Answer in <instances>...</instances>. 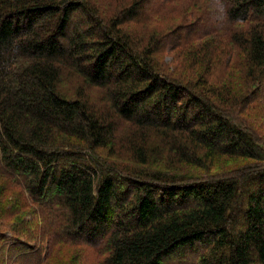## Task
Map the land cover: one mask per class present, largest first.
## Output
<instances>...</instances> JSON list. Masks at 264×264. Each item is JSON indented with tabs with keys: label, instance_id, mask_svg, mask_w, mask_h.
Returning a JSON list of instances; mask_svg holds the SVG:
<instances>
[{
	"label": "trees",
	"instance_id": "1",
	"mask_svg": "<svg viewBox=\"0 0 264 264\" xmlns=\"http://www.w3.org/2000/svg\"><path fill=\"white\" fill-rule=\"evenodd\" d=\"M146 1L105 17L91 0H0V214L13 251L0 264H56L83 242L103 264H264V136L251 115L264 0H209L253 91L217 40L161 66L165 37L126 28ZM65 73L105 90L103 104L66 95Z\"/></svg>",
	"mask_w": 264,
	"mask_h": 264
},
{
	"label": "rangeland",
	"instance_id": "2",
	"mask_svg": "<svg viewBox=\"0 0 264 264\" xmlns=\"http://www.w3.org/2000/svg\"><path fill=\"white\" fill-rule=\"evenodd\" d=\"M207 1L209 0H147L144 4H142L141 13L136 18L133 17L132 22L129 26L127 25L126 28L134 36L141 35V37L145 40H148L149 36H154L160 39H162L161 37H165L164 42L162 41L163 47L160 50V63L161 66L164 65L166 68L181 66L177 59L178 57L181 59L186 56L188 50H190L186 47L189 43L199 44L217 40V44H221L222 46V51L226 48L225 52L221 54L223 65H227L231 56H234L235 65L233 64V60L232 63H230L233 65V68L237 69L233 73L234 80L241 83L242 86L249 87V89H252L253 91L256 85L251 84V87L249 82L250 79L245 80L244 77L249 71L240 66V64L245 62L242 59V52L235 49L231 53L230 31L232 27L226 22L227 19L225 18V14L221 12L222 10H219L218 6L214 5V3H211L210 1V4H208ZM91 2L94 6H97L103 14H105V17H114L115 15H122L125 9H129L133 5L134 0H91ZM190 27L192 28L191 31L194 32L188 35V33H191L189 30ZM180 33L181 35L179 36L181 37L178 38V34ZM198 39L201 40L196 41ZM216 54L218 55L219 53ZM188 56H190V54ZM184 63H187V65H184L186 68L195 67V64L186 62V60ZM223 72L224 70H220L219 74L221 75ZM61 88L65 90L66 95L72 98H78L80 92H84L91 99L92 103L100 105L103 104L102 99L106 95L105 90L86 86L83 84L80 77L70 73H65ZM256 95L257 99L254 100L251 115H253V119L258 125L260 134L264 136V83L260 87L259 91H257ZM127 129L128 126L122 128L120 134L121 138L125 136ZM154 142H158V140H155ZM118 151L120 152V150ZM231 163V160H227V163H222L221 165L231 167ZM132 167L138 166L137 164H134ZM13 198L14 202H16V207L19 209L24 208L25 205L19 202L16 195ZM28 203H30V201H28ZM36 211V206L31 202L30 207L27 208L21 217L22 219L27 218L32 220L33 214ZM38 215V220L39 218L41 220V213H38ZM19 220L20 218H17L15 221ZM10 223H12V220L9 214H6L5 216L0 214V249H4L0 251V260H3L2 258H4L3 256L5 254L8 255L9 253H13L12 250V252L5 250V248H8L9 246L6 244L4 236H10L12 234V232H10V228H8ZM30 223L34 225V227L36 226L34 221H30ZM17 240L28 241V235L23 234V236L19 237ZM38 241L39 239L35 242ZM82 246L83 247L64 246L62 248L63 250L60 252L61 256L56 259L55 263L103 264L102 260L104 256L102 255H105L106 251L102 253L98 250V248L97 250L94 248L91 249V251H87L88 247L84 242ZM196 259L197 258L195 256L192 258L188 257L187 260L177 257V259L174 260L175 262L172 264H197Z\"/></svg>",
	"mask_w": 264,
	"mask_h": 264
}]
</instances>
